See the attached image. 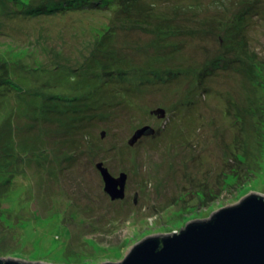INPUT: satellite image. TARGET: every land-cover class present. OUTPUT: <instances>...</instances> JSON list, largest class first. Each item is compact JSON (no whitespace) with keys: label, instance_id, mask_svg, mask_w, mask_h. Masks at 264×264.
Wrapping results in <instances>:
<instances>
[{"label":"rangeland","instance_id":"1","mask_svg":"<svg viewBox=\"0 0 264 264\" xmlns=\"http://www.w3.org/2000/svg\"><path fill=\"white\" fill-rule=\"evenodd\" d=\"M95 1L0 0V258L118 263L264 196V0Z\"/></svg>","mask_w":264,"mask_h":264},{"label":"water","instance_id":"2","mask_svg":"<svg viewBox=\"0 0 264 264\" xmlns=\"http://www.w3.org/2000/svg\"><path fill=\"white\" fill-rule=\"evenodd\" d=\"M153 114L165 117L161 108ZM148 134H154L150 126L137 129L128 144L133 146ZM95 167L104 193L112 201L124 199L127 174L114 177L102 163ZM43 263L0 258V264ZM104 264H264V196L249 193L238 203L213 212L209 219L189 221L178 233L145 237L118 263Z\"/></svg>","mask_w":264,"mask_h":264},{"label":"trees","instance_id":"3","mask_svg":"<svg viewBox=\"0 0 264 264\" xmlns=\"http://www.w3.org/2000/svg\"><path fill=\"white\" fill-rule=\"evenodd\" d=\"M104 1V5H106V4H108V2H110L111 0H103ZM125 1L126 0H122L121 1V3H119V4H115V7H114V3H113V5H112V8L110 7V9L112 10V11H115L117 8H120V6H121V4H123V3H125ZM85 2H87L88 4H95V0H73V1H69L68 0V3L66 4V5H63V6H74V5H80V4H84ZM94 7V6H93ZM114 7V8H113ZM53 8H55V5H51V6H49V8H47L42 14H45V13H48V12H52V9ZM30 9V11H33V10H35V9H37V8H35V7H32V8H29ZM83 9V8H82ZM24 11V10H23ZM34 14H36V15H40V14H37V13H35L34 12ZM129 19H131V18H129ZM98 53L99 52H93L90 56H89V58H88V62H87V64L88 63H90L91 64V61L92 62H96L97 61V63L99 64V67H98V70H99V72H97V71H94L93 72V74H92V77H93V79L92 80H96V82L95 83H93L92 84V87L91 88H93V87H97V86H99L100 84H102V78L104 77V74L105 73H108V74H110L109 75V78L111 77V76H114L115 77V79L116 80H118L121 76H122V74H118V72H122L121 70H119L118 68H114V70H109V68H107V66L108 65H111V64H113V63H111V64H101L100 65V60H98V59H100V57L99 58H97L96 57V55H98ZM93 58V59H92ZM117 62V61H116ZM115 62V63H116ZM102 68V70H105L104 72H102V70H101V68ZM66 68H68V66L66 67ZM65 68V69H66ZM70 69V68H69ZM66 70H68V69H66ZM73 71H75V69H72ZM102 72V73H101ZM120 76V77H119ZM95 84V86H93Z\"/></svg>","mask_w":264,"mask_h":264},{"label":"bare ground","instance_id":"4","mask_svg":"<svg viewBox=\"0 0 264 264\" xmlns=\"http://www.w3.org/2000/svg\"><path fill=\"white\" fill-rule=\"evenodd\" d=\"M77 112V111H76ZM145 127H148V126H145Z\"/></svg>","mask_w":264,"mask_h":264}]
</instances>
